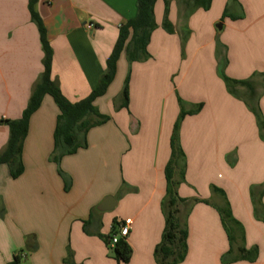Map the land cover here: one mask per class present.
Wrapping results in <instances>:
<instances>
[{
	"label": "crops",
	"instance_id": "1",
	"mask_svg": "<svg viewBox=\"0 0 264 264\" xmlns=\"http://www.w3.org/2000/svg\"><path fill=\"white\" fill-rule=\"evenodd\" d=\"M170 2L174 33L163 27L165 3L158 0L148 58L129 62L122 53L96 102L110 119L81 133L76 153L53 160L62 150H55L59 109L52 97L32 115L23 173L13 179L7 165L0 168V264L15 257L19 264H158L172 135L181 110L199 107L181 121L185 158L174 162V178L182 171L185 177L178 194L187 200L180 221L188 249L180 264H264V131L247 88L236 86L233 95L219 73L227 61L229 78L253 83L264 124V0H213L208 11L199 9L186 21L178 2ZM35 10L53 50L52 78L76 103L97 88L121 26L138 7L137 0H38ZM226 10L243 18H223ZM43 57L29 0H0V154L10 136L5 121L22 117L44 71ZM108 197L116 205L101 211ZM226 199L244 229V239L236 232L232 246L218 211ZM127 219L133 254L122 263L105 238ZM241 247L256 250V258L242 259Z\"/></svg>",
	"mask_w": 264,
	"mask_h": 264
},
{
	"label": "trees",
	"instance_id": "2",
	"mask_svg": "<svg viewBox=\"0 0 264 264\" xmlns=\"http://www.w3.org/2000/svg\"><path fill=\"white\" fill-rule=\"evenodd\" d=\"M157 1L158 0H137V14L125 25L121 26L118 40L110 58L107 61V69L101 77L97 88L87 98L79 102L72 103L63 95L57 82L52 78L53 50L47 39V32L43 21L35 10L38 0H29L31 17L37 24L40 32L44 52V71L33 90L22 117L17 120L5 121L10 130V136L7 147L0 154V168L3 165H7L13 179L18 178L23 173L24 167L21 161L23 142L29 131L30 119L32 115L41 107L46 96L52 97L59 109L54 140L55 150L61 149L62 152L53 158L56 163L60 162L61 157L74 154L80 147H82L79 143V135L81 133L86 134L90 128L106 123L110 119L109 116L103 115L99 112L96 102L107 93V89L115 77L118 60L123 52L126 53L129 62H138L148 58L149 55L147 47L150 42L152 32L157 28L154 12ZM170 1L171 0H164L165 15L163 27L168 33H174V27L169 21ZM212 2L213 0L187 1V10L183 15L184 20L186 21L199 9L208 11L211 8ZM224 17H229L233 20L243 18L242 15L233 16L229 14L228 10L224 12L223 18ZM185 29L186 30L182 33L183 43H186L190 34L188 28L186 27ZM226 66L227 61L222 62L219 67V73L225 81L229 92L237 96L235 91L236 86H243L247 88L251 99L249 100V107L257 117L260 129L264 131L261 112L258 105L255 103L256 94L253 83L250 80H235L229 78L225 74ZM128 102L129 76H127L125 81L122 107L127 108ZM199 111L200 107L191 112L181 110L172 135V157L171 162L165 171L167 187L166 196L162 204L166 218V226L161 243L155 249V257L158 264H180L185 260L187 255L188 231L186 225L182 224L180 221V206L181 204L187 202V200L181 198L178 194V188L184 181L185 177L184 171H182L180 180H176L174 178V162L177 159L184 160L185 158L180 146L178 134L181 121L186 115L195 114ZM89 117H96L97 119L95 121H91L88 119ZM215 190L223 194L221 190H218L217 188ZM218 211L225 226L231 246L236 241V232H239L241 238L244 239V229L241 224L233 218L227 199L225 207L218 208ZM113 234H115V231H113ZM112 235L105 238V242L109 246ZM240 252L243 253L242 259L251 260L253 258L254 260L257 256V252L254 249L247 251L244 247H241ZM132 254V248L125 239H121L114 246V258L118 262L128 263L132 258ZM19 262V257H15L11 264H19Z\"/></svg>",
	"mask_w": 264,
	"mask_h": 264
},
{
	"label": "built area",
	"instance_id": "3",
	"mask_svg": "<svg viewBox=\"0 0 264 264\" xmlns=\"http://www.w3.org/2000/svg\"><path fill=\"white\" fill-rule=\"evenodd\" d=\"M90 28L93 27V25L89 26ZM132 219H127L123 225L120 226V230L118 233H115L112 235L110 246L114 248V246L121 240L126 239L130 233L131 225H132Z\"/></svg>",
	"mask_w": 264,
	"mask_h": 264
},
{
	"label": "water",
	"instance_id": "4",
	"mask_svg": "<svg viewBox=\"0 0 264 264\" xmlns=\"http://www.w3.org/2000/svg\"><path fill=\"white\" fill-rule=\"evenodd\" d=\"M215 27H216L217 31L219 33H221L223 30V23L217 22ZM115 205H116L115 200L112 197H108L102 202V204L99 208L101 211H107V210L113 209V207H115Z\"/></svg>",
	"mask_w": 264,
	"mask_h": 264
},
{
	"label": "rangeland",
	"instance_id": "5",
	"mask_svg": "<svg viewBox=\"0 0 264 264\" xmlns=\"http://www.w3.org/2000/svg\"><path fill=\"white\" fill-rule=\"evenodd\" d=\"M179 4V8L180 10H182V12L184 13L187 10V6H186V2L190 1V0H176ZM97 118L96 117H92L90 118L91 121H95ZM242 226V224H241ZM253 259V258H252Z\"/></svg>",
	"mask_w": 264,
	"mask_h": 264
}]
</instances>
